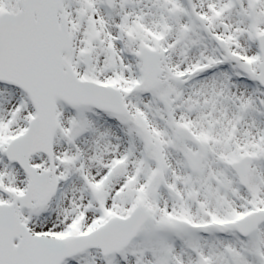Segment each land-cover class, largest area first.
I'll use <instances>...</instances> for the list:
<instances>
[{"label":"snow or ice","instance_id":"snow-or-ice-1","mask_svg":"<svg viewBox=\"0 0 264 264\" xmlns=\"http://www.w3.org/2000/svg\"><path fill=\"white\" fill-rule=\"evenodd\" d=\"M0 264H264V0H0Z\"/></svg>","mask_w":264,"mask_h":264}]
</instances>
